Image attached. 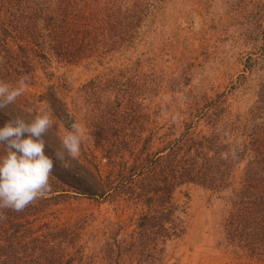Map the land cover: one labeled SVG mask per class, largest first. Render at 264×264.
I'll return each instance as SVG.
<instances>
[{"label":"rangeland","instance_id":"1","mask_svg":"<svg viewBox=\"0 0 264 264\" xmlns=\"http://www.w3.org/2000/svg\"><path fill=\"white\" fill-rule=\"evenodd\" d=\"M113 1L91 0L87 15L102 20ZM139 5L140 14H127L140 19L135 36L128 32L110 47L93 40V48L86 44V54L74 61L52 56L27 76L20 97L50 113L62 136L79 122L85 137L78 157L103 179L115 175L117 161L139 157L147 137H152L148 154L160 149V135L174 131V125L180 128L184 120L200 135L206 129L201 115L214 100L229 110L228 133L238 143L259 134L264 148V0H141ZM91 23L87 19L82 28ZM91 121L101 132L93 131ZM118 131L129 148L119 158L104 156ZM230 193L194 184L175 191L174 200L187 208L188 219L186 232L161 247L164 264H264V248L250 256L225 243L221 223ZM111 195L99 201L72 194L32 226L80 227L78 243L88 246L92 264H109L98 249L118 225L121 234L130 233L138 216Z\"/></svg>","mask_w":264,"mask_h":264},{"label":"trees","instance_id":"2","mask_svg":"<svg viewBox=\"0 0 264 264\" xmlns=\"http://www.w3.org/2000/svg\"><path fill=\"white\" fill-rule=\"evenodd\" d=\"M0 1V81L13 85L35 72L37 64L51 62L52 56L74 61L86 54V44L93 48L91 41L99 38L104 47L115 46L128 32L135 36L141 27L139 18L127 16L143 11L141 0H114L102 20L95 19L94 13L87 15L91 0ZM89 18L91 25L82 28ZM104 106L109 108L107 103ZM41 113L30 100L18 97L0 109V126L9 119L31 120ZM228 114L221 101H212L201 115L206 129L200 135L195 125L184 120L180 128L174 125V131L160 135L163 146L152 154L146 152L152 140L149 136L142 154L131 162L117 161L115 175L107 179L79 157L67 155L53 122L44 134L45 151L55 160L51 187L21 212L0 209V264H92L94 256L87 254L88 246L78 243L83 240L80 227L47 229L44 225L38 230L32 226L35 218L72 194L99 201L112 194V200L124 209L138 212L130 233L121 234L118 225L98 249L109 264H164L161 247L186 232L188 210L174 199L175 191L187 184L231 189L221 223L225 243L235 253L258 255L264 248V148L259 134L238 143L235 134L228 133ZM91 126L95 133L101 132L99 123L91 121ZM119 132L104 149V156L119 158L129 148V141ZM4 151L0 145V154ZM57 151L64 152L68 167L55 159Z\"/></svg>","mask_w":264,"mask_h":264},{"label":"clouds","instance_id":"3","mask_svg":"<svg viewBox=\"0 0 264 264\" xmlns=\"http://www.w3.org/2000/svg\"><path fill=\"white\" fill-rule=\"evenodd\" d=\"M27 80V76L22 77L15 85L0 81V109L24 93ZM52 124V115L43 112L31 120L16 117L0 126V145L5 149L0 154V209L21 212L50 189L55 160L45 151L44 134ZM84 137V127L73 122L71 129L61 138L62 147L69 157L75 159L79 156ZM55 159L64 167L69 166L64 152L57 151Z\"/></svg>","mask_w":264,"mask_h":264}]
</instances>
